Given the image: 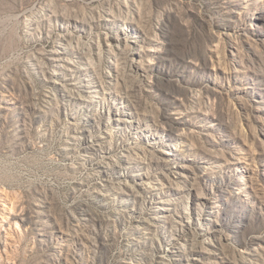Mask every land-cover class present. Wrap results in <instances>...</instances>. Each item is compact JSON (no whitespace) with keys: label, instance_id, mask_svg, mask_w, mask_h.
<instances>
[{"label":"rangeland","instance_id":"374dc122","mask_svg":"<svg viewBox=\"0 0 264 264\" xmlns=\"http://www.w3.org/2000/svg\"><path fill=\"white\" fill-rule=\"evenodd\" d=\"M0 264H264V0H0Z\"/></svg>","mask_w":264,"mask_h":264},{"label":"bare ground","instance_id":"6f19581e","mask_svg":"<svg viewBox=\"0 0 264 264\" xmlns=\"http://www.w3.org/2000/svg\"><path fill=\"white\" fill-rule=\"evenodd\" d=\"M63 49V48H62ZM72 63L71 61L69 62V64ZM69 64H64V67H66V69L71 72V74H73L72 72H75V70H72V67L69 66ZM74 75V74H73ZM73 77L71 78H67L66 80L71 81L69 82H64L65 86H63V92L65 93L66 97H72V94H74L76 91H82L84 90L83 94H78V101H89L88 99L90 98V102H98L102 99V92L103 94H109V92H106L105 90L102 89V87L100 86V84L93 80V78H85L83 81H78V82H72ZM69 86V87H67ZM64 95V96H65ZM79 137V136H78ZM74 139L77 140V137H73ZM104 137H100V139H103ZM79 139H81L79 137ZM97 141V139H91L89 142H92L95 144V142ZM167 218V217H166ZM165 220V217H160L159 219H157V222H154V224H158L160 222H163ZM153 224V225H154ZM181 252L179 247H177V244H173L172 249H167V255L169 257L170 260L174 259V257L177 255V253ZM167 258V257H166ZM168 259V260H169ZM175 260V259H174Z\"/></svg>","mask_w":264,"mask_h":264}]
</instances>
